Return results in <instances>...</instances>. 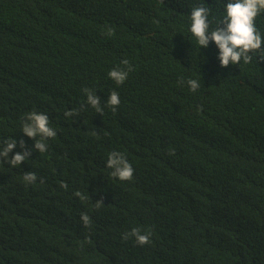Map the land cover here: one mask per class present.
<instances>
[{
	"label": "trees",
	"instance_id": "1",
	"mask_svg": "<svg viewBox=\"0 0 264 264\" xmlns=\"http://www.w3.org/2000/svg\"><path fill=\"white\" fill-rule=\"evenodd\" d=\"M227 2L0 0V148L31 150L0 161V264H264V58L222 67L190 32L194 6L215 28ZM255 23L264 38V12ZM125 59L116 85L108 72ZM32 111L57 133L43 153L22 132ZM112 151L132 180L111 175ZM133 228L150 242L123 239Z\"/></svg>",
	"mask_w": 264,
	"mask_h": 264
},
{
	"label": "clouds",
	"instance_id": "2",
	"mask_svg": "<svg viewBox=\"0 0 264 264\" xmlns=\"http://www.w3.org/2000/svg\"><path fill=\"white\" fill-rule=\"evenodd\" d=\"M224 10L223 18L215 28H212L209 21L210 10L207 7L200 4L191 9L190 32L196 38L198 45L207 48L210 42H214L219 49L218 59L222 67H227L230 64L238 65L242 59L245 63H248L252 59L251 55H249L250 53H260L261 57L264 58V38H262L255 23L256 17L261 12H264V0H228L224 5ZM121 63L125 65V68L117 67L108 72L109 78L116 85L123 84L129 72L133 70L127 59L122 60ZM187 84L193 92L200 87V83L196 79H188ZM83 91L86 93L87 104L94 108L97 113L103 115L104 108L100 102V97L90 88H84ZM119 104L120 96L118 92L115 90L111 91L106 105L115 112ZM83 107L84 105H81V109ZM64 115L66 118L78 117L80 109L68 110ZM22 132L35 140L34 148L40 153L47 150L45 141L49 138H54L57 134L55 129L50 126L48 115L36 111L29 112L26 115ZM37 137H40V139L37 140ZM3 145L0 148V161L7 162L11 166H19L31 155V150L25 147L23 139L19 141V145L24 151L16 152L11 157H9V153L16 148L17 140L13 138L5 139ZM106 167L112 169L111 175L121 181L133 179L134 168L126 156L119 151H112L108 154ZM23 179L26 183H34L37 180V176L34 172L28 171ZM63 186L67 187V185ZM76 195L81 196L79 192ZM81 198L83 199L84 197ZM102 205V199L96 201L97 208ZM80 219L85 227L91 225V219L86 213H82ZM129 237H134L136 243L140 246L150 242L149 235L142 234L138 228H133L130 232L123 234L122 238L127 240Z\"/></svg>",
	"mask_w": 264,
	"mask_h": 264
}]
</instances>
